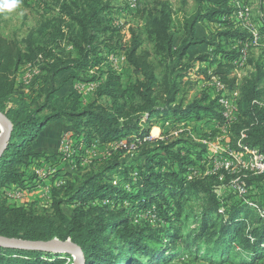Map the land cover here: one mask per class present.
<instances>
[{"label":"trees","instance_id":"16d2710c","mask_svg":"<svg viewBox=\"0 0 264 264\" xmlns=\"http://www.w3.org/2000/svg\"><path fill=\"white\" fill-rule=\"evenodd\" d=\"M204 1L219 5V10L205 13L200 8L185 27L193 41L178 50H174L169 0H156L155 8L150 10L139 9L147 12L151 23L148 38L153 45L152 53L142 49V33L134 29L128 45L121 41L113 45L119 33L100 20L103 11L100 0H90L80 13L74 14L73 11L78 10L68 9V15L79 29L71 36L80 59L70 57L66 61L59 59L58 64L49 63L47 71L53 72L52 84L42 89L46 99L40 105L24 100L11 102L16 95L19 68L36 61L37 53L25 52L15 41L0 35V112L8 117L14 128L9 147L0 158V192L3 195L12 186L24 190L37 184L35 174H31L32 167L50 159L46 153L47 141L52 144L59 137V130L53 137L42 130L48 124L66 121L88 147L94 142L109 145L125 138L141 152L133 164L116 160L87 175L76 188L67 183L53 188L52 203L45 213L26 207L12 208L6 199L0 198V236L26 241H71L82 249L85 264H168L181 258L183 252L195 257L205 255L213 264H225L236 247L244 256L242 264L264 261V217L254 218L248 233L241 234L246 226L242 216L249 214L248 207L239 206L228 211L224 221H217L216 217L223 215L218 207L205 209L193 217L197 231L184 234L191 218L185 204L193 195L207 194L211 190L200 181L188 180V170L195 165L190 154L196 153H191L185 141L146 140L161 119L200 120L205 114L219 124L224 120L221 106L216 101L210 102L206 94L195 97L186 106L178 101L185 74L178 73L175 66L171 69L175 56L179 60L176 66L182 67V60L191 47L207 44L206 40H195L199 23L232 12L225 0H201V3ZM227 36L244 40L232 33ZM101 44L112 50L125 49L126 61L139 78L124 88L121 77L108 70L104 83L86 107L82 108L75 96L69 97L63 106L53 105V97L59 90L55 77L70 71L67 81L79 79L81 74L100 66L104 61L99 52ZM37 51L44 49L38 47ZM232 57L235 58L233 53L229 58ZM192 60L191 69L196 62L217 64L214 74L233 86L234 80L227 77L231 64L212 60L210 55ZM158 68L163 69L162 75H158ZM261 95L258 80L243 90L239 101L240 119L233 128L237 135L236 152L247 146L264 155ZM196 156L197 160L201 158ZM126 185L132 190H125ZM140 212H147L157 220L160 224L157 231H153V226L132 223L134 213ZM66 257L72 259L70 254L0 247V264H63Z\"/></svg>","mask_w":264,"mask_h":264},{"label":"rangeland","instance_id":"374dc122","mask_svg":"<svg viewBox=\"0 0 264 264\" xmlns=\"http://www.w3.org/2000/svg\"><path fill=\"white\" fill-rule=\"evenodd\" d=\"M155 1L100 0L103 9L100 20L104 26L115 28L119 33L113 39L114 46L120 41L128 45L132 39L131 30L134 29L142 33V49L152 53L153 45L148 38L151 23L147 12L141 11L155 8ZM225 1L226 7L232 10L229 15H217L212 20L206 19L197 26L195 40H206L207 44L191 47L182 60V67L176 66L179 60L175 56L171 69L175 66L178 73L185 74L178 95V101L184 102V106L203 94L208 95L210 102L216 101V104H219V95L222 93L211 81V77L215 76L222 82L221 77L214 74L217 64L211 61H209L211 64L196 62L191 69L192 59L200 55H210L212 60L231 64L232 68L227 72V77L229 80H234L233 86L222 83L225 85L224 94L231 101L235 111L234 121L226 123L223 120L219 124L205 114H202L200 120L192 118L174 120V117H169L159 120L150 132L151 138H159L168 143L185 141L191 153H196L190 154L195 165L189 168L187 177H193L192 181H200L205 188L211 190L207 194L193 195L192 200L185 204L191 218L186 224L184 234L197 231L193 217L199 216L208 208L218 207L219 213L223 215L217 216V221H224L228 211L239 206L248 207L249 214L242 216L246 221L245 228L241 230L242 235L247 234L252 228L254 218L264 217V179L262 178L264 174L252 167L253 162L250 157L236 152L234 145L237 135L233 129L234 124L240 119L239 101L243 90L247 86H252L256 80L259 81V90L262 92L260 100L264 104V24L262 23L264 0ZM89 2L90 0H0V35L15 41L25 52L33 50L37 53L36 61L21 66L17 72L16 95L11 101L13 104L19 100L32 103L31 105L43 104L46 94L42 89L52 84L53 72L47 71L50 67L49 63L58 64L59 59L66 61L70 57L80 59L71 36L72 32H77L79 29L68 15V9L78 10L73 11L74 14L80 13ZM169 3L173 14L174 50L181 49L186 43L193 41L189 39L185 27L200 8L205 13L212 9L219 10V5L208 2L202 4L201 0H169ZM7 4H13V7L8 8L5 6ZM228 33L240 35L244 40L240 37H229ZM57 44L59 49H56ZM38 47L43 48L44 51H37ZM99 52L104 61L86 74H81L79 79L73 78L67 81L70 71L61 72L55 77L59 90L53 97V105L63 106L69 97L75 96L79 98L80 106L86 107L93 101L95 92L104 83L105 73L108 70L116 72L121 77L124 88H128L139 78L126 61L125 49L112 50L101 44ZM50 53L54 58L48 56ZM232 53L235 58L234 56L229 58ZM157 73L162 75L163 69L158 68ZM52 124L59 127V137L52 144L50 140L47 141L46 153L50 159L36 164L31 172L38 181L37 171L44 170L46 176L41 180V185L39 186L37 182L35 186L24 189L25 194L19 199L10 196L17 189L15 186L6 190L4 195L0 192V198L6 199L12 208L26 207L37 213H45L52 203V189L59 188L56 186L57 183L62 182V185L67 183V186L73 184L76 188L87 175L97 172L103 166L112 165L116 160L133 164L140 157V150L125 138L109 145L94 142L88 147L82 144V137L76 135L66 121ZM69 131L73 135L74 147L70 151V157L64 161L65 157L60 151L61 140L63 134ZM60 135H62L61 139ZM49 136H53V131ZM196 155H200L201 158L197 160ZM46 187L48 190H45ZM125 190L131 191L132 188L126 185ZM132 223L153 226L155 228L153 231L160 227L157 220L147 212L134 213ZM242 255L238 253L236 247L231 259L225 264H242L244 259ZM197 257L183 252L181 258L171 260L168 264H213L205 258V255ZM73 262V256L72 259L66 257L63 264H73ZM259 264H264V261H260Z\"/></svg>","mask_w":264,"mask_h":264},{"label":"water","instance_id":"95a60500","mask_svg":"<svg viewBox=\"0 0 264 264\" xmlns=\"http://www.w3.org/2000/svg\"><path fill=\"white\" fill-rule=\"evenodd\" d=\"M13 125L6 115L0 112V158L9 147L13 133ZM0 247L14 250L40 251L54 254H70L73 256V264H85L82 249L71 241H26L0 236Z\"/></svg>","mask_w":264,"mask_h":264},{"label":"built area","instance_id":"2783aa9c","mask_svg":"<svg viewBox=\"0 0 264 264\" xmlns=\"http://www.w3.org/2000/svg\"><path fill=\"white\" fill-rule=\"evenodd\" d=\"M211 81L217 85V89L220 93L219 95V105L222 108V115H223V119L226 121V123H230L234 121V114L235 111L232 107L231 101L229 99H227V96L224 94V90H225V85L220 81V79H218L215 76L211 77ZM245 136L243 135V138ZM151 139V136L148 137L146 140ZM134 145V144H132ZM74 147V141H73V135L72 133L69 132H65L63 134L62 140H61V153L62 155L65 157L63 160L67 161V158L70 157V151H72ZM134 147H136L134 145ZM243 150L241 151V153L247 155L248 157H250L251 161L253 162L252 167L256 170H258L260 173L264 174V155L260 153V151L258 149L255 148H251V147H247L244 146L242 148ZM43 163V162H42ZM37 175H38V184L39 186L42 183V179L45 178V173L44 170L41 169L39 171H37ZM189 180L193 179V177L189 176L188 177ZM62 185L61 183H57V187H60ZM45 190H48V187H46ZM25 194V192H23V190L21 189H15L14 193L12 192V194L10 195L13 199H19L21 198L23 195Z\"/></svg>","mask_w":264,"mask_h":264},{"label":"crops","instance_id":"0c3cea01","mask_svg":"<svg viewBox=\"0 0 264 264\" xmlns=\"http://www.w3.org/2000/svg\"><path fill=\"white\" fill-rule=\"evenodd\" d=\"M58 128L57 125H54V124H48L47 127L45 128V131H48V132H51L53 131V136L55 135V133L58 131ZM52 136V137H53ZM39 142V141H38ZM51 144V143H50Z\"/></svg>","mask_w":264,"mask_h":264},{"label":"clouds","instance_id":"9594fccd","mask_svg":"<svg viewBox=\"0 0 264 264\" xmlns=\"http://www.w3.org/2000/svg\"><path fill=\"white\" fill-rule=\"evenodd\" d=\"M5 6L8 7V8H11V7H13V4H7Z\"/></svg>","mask_w":264,"mask_h":264}]
</instances>
